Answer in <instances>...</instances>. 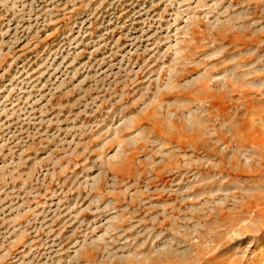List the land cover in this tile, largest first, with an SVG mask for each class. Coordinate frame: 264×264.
I'll return each instance as SVG.
<instances>
[{"label": "rangeland", "instance_id": "rangeland-1", "mask_svg": "<svg viewBox=\"0 0 264 264\" xmlns=\"http://www.w3.org/2000/svg\"><path fill=\"white\" fill-rule=\"evenodd\" d=\"M0 264H264V0H0Z\"/></svg>", "mask_w": 264, "mask_h": 264}]
</instances>
